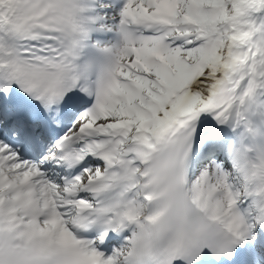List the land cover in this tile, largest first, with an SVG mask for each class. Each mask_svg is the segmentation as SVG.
Instances as JSON below:
<instances>
[{
  "label": "snow or ice",
  "instance_id": "obj_1",
  "mask_svg": "<svg viewBox=\"0 0 264 264\" xmlns=\"http://www.w3.org/2000/svg\"><path fill=\"white\" fill-rule=\"evenodd\" d=\"M0 264H264V0H0Z\"/></svg>",
  "mask_w": 264,
  "mask_h": 264
}]
</instances>
